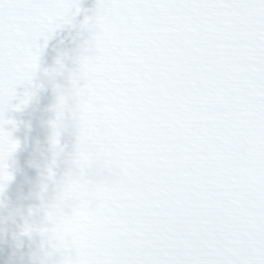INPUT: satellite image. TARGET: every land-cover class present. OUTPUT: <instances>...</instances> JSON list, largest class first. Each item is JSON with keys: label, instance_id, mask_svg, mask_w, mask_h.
<instances>
[{"label": "snow or ice", "instance_id": "6c2138e0", "mask_svg": "<svg viewBox=\"0 0 264 264\" xmlns=\"http://www.w3.org/2000/svg\"><path fill=\"white\" fill-rule=\"evenodd\" d=\"M80 11L79 0H0V78L16 66L29 96L47 40ZM80 27L90 36L69 70L72 85L99 63L135 78L154 34L180 33L184 73L177 94L187 104L193 153L181 181L213 207L244 212L254 200L264 221V0H96ZM4 123L15 126L0 114ZM243 246L236 264H264V234L245 237Z\"/></svg>", "mask_w": 264, "mask_h": 264}]
</instances>
